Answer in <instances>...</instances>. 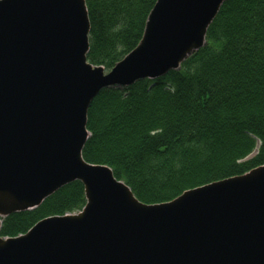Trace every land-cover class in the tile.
<instances>
[{"label": "water", "instance_id": "obj_1", "mask_svg": "<svg viewBox=\"0 0 264 264\" xmlns=\"http://www.w3.org/2000/svg\"><path fill=\"white\" fill-rule=\"evenodd\" d=\"M224 1L156 0L105 73L86 60L84 0H0V227L72 181L85 194L79 212L0 236V264H264V164L148 205L82 158L95 95L178 70Z\"/></svg>", "mask_w": 264, "mask_h": 264}, {"label": "trees", "instance_id": "obj_2", "mask_svg": "<svg viewBox=\"0 0 264 264\" xmlns=\"http://www.w3.org/2000/svg\"><path fill=\"white\" fill-rule=\"evenodd\" d=\"M84 1L87 61L109 70L141 39L155 0ZM206 41L179 70L104 88L89 105L84 160L109 166L142 203L166 202L264 163V0L224 1ZM84 203L83 186L73 181L37 208L5 217L0 235L25 233Z\"/></svg>", "mask_w": 264, "mask_h": 264}, {"label": "rangeland", "instance_id": "obj_3", "mask_svg": "<svg viewBox=\"0 0 264 264\" xmlns=\"http://www.w3.org/2000/svg\"><path fill=\"white\" fill-rule=\"evenodd\" d=\"M219 9H220V8H219ZM217 13H218V12H217ZM216 15H217V14H216ZM216 15H215V16H216ZM214 18H215V17H214ZM212 21H213V20H212ZM211 23H212V22H211ZM211 23H210V24H211ZM199 49H200V48H199ZM199 49H198V50H199ZM198 50H197V51H198ZM195 52H196V51H195ZM195 52H194V53H195ZM194 53H192V54H194ZM192 54H191V55H192ZM191 55H189L186 59H188ZM186 59H185V60H186ZM185 60H184V61H185ZM184 61H183V62H184ZM183 62H182V63H183ZM182 63H181V64H182ZM181 64H180V67H181ZM258 145H259V144L256 145V148H255V149L253 150V152L249 155V157L253 156V155L256 153V149H257ZM120 181H122V180H120ZM122 182H123V181H122ZM123 183H124V182H123ZM124 184H125V183H124ZM77 211H78V210H77ZM73 212H76V210L73 211Z\"/></svg>", "mask_w": 264, "mask_h": 264}]
</instances>
